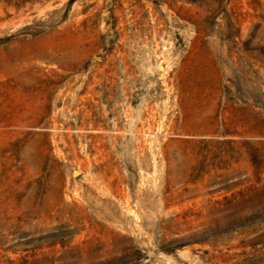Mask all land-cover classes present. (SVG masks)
<instances>
[{
  "label": "rangeland",
  "instance_id": "1",
  "mask_svg": "<svg viewBox=\"0 0 264 264\" xmlns=\"http://www.w3.org/2000/svg\"><path fill=\"white\" fill-rule=\"evenodd\" d=\"M0 264H264V0H0Z\"/></svg>",
  "mask_w": 264,
  "mask_h": 264
}]
</instances>
